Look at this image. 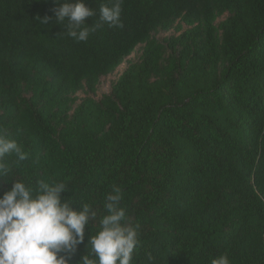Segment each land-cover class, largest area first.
Masks as SVG:
<instances>
[{"label": "trees", "instance_id": "trees-1", "mask_svg": "<svg viewBox=\"0 0 264 264\" xmlns=\"http://www.w3.org/2000/svg\"><path fill=\"white\" fill-rule=\"evenodd\" d=\"M85 2L89 26L109 0ZM57 6L0 0V133L28 154L14 178L66 182L64 198L97 210L93 234L119 186L133 264H264V0H122L123 26L86 42ZM139 45L108 93L88 95Z\"/></svg>", "mask_w": 264, "mask_h": 264}, {"label": "clouds", "instance_id": "clouds-1", "mask_svg": "<svg viewBox=\"0 0 264 264\" xmlns=\"http://www.w3.org/2000/svg\"><path fill=\"white\" fill-rule=\"evenodd\" d=\"M55 22L67 21V34L77 42H86L90 33L107 24L122 27V0H109L99 10L98 22L85 26V19L96 11L85 0H55ZM52 19L40 18L41 24ZM15 156L14 164L6 159ZM28 159V154L15 139L0 133V181H11L10 189L0 195V264H70L79 245L85 240V227L92 235L86 252L76 264H133L139 244L138 228L127 221L121 206L122 189L113 186L106 196L105 214L99 217L89 203L77 206L62 193L69 191L63 181L36 179L35 182L15 179L13 167ZM74 205H76L74 207ZM152 255L148 254L151 264ZM211 264H230L228 255L213 257Z\"/></svg>", "mask_w": 264, "mask_h": 264}, {"label": "rangeland", "instance_id": "rangeland-1", "mask_svg": "<svg viewBox=\"0 0 264 264\" xmlns=\"http://www.w3.org/2000/svg\"><path fill=\"white\" fill-rule=\"evenodd\" d=\"M175 34L173 30H169L166 32L160 31L154 34V36L158 40H163L166 37H169L170 35ZM140 55V45L136 47L134 52L130 54L122 64H120L112 73L102 76L100 78L97 90L94 94H88L91 95L92 97L98 99L100 96L104 93H108L110 91L111 85L116 81L118 76L122 73V71L126 68V66L133 61H136ZM85 93L79 92L78 97H83Z\"/></svg>", "mask_w": 264, "mask_h": 264}]
</instances>
